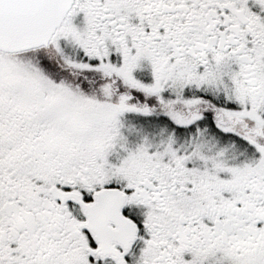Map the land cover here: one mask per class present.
<instances>
[{
    "label": "snow or ice",
    "instance_id": "snow-or-ice-1",
    "mask_svg": "<svg viewBox=\"0 0 264 264\" xmlns=\"http://www.w3.org/2000/svg\"><path fill=\"white\" fill-rule=\"evenodd\" d=\"M0 264H264V0H0Z\"/></svg>",
    "mask_w": 264,
    "mask_h": 264
}]
</instances>
